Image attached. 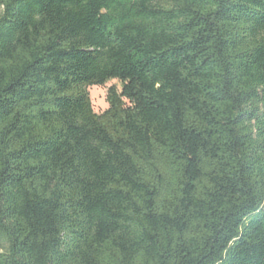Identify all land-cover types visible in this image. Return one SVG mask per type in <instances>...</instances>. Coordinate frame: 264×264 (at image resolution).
<instances>
[{"label": "trees", "instance_id": "obj_1", "mask_svg": "<svg viewBox=\"0 0 264 264\" xmlns=\"http://www.w3.org/2000/svg\"><path fill=\"white\" fill-rule=\"evenodd\" d=\"M0 264H264V0H0Z\"/></svg>", "mask_w": 264, "mask_h": 264}, {"label": "rangeland", "instance_id": "obj_2", "mask_svg": "<svg viewBox=\"0 0 264 264\" xmlns=\"http://www.w3.org/2000/svg\"><path fill=\"white\" fill-rule=\"evenodd\" d=\"M111 85H116L117 87H119L120 82L114 79V80L108 81L103 86H90L87 88L89 95H90L93 110L96 113H100L107 108L108 104L106 101V91H107V88Z\"/></svg>", "mask_w": 264, "mask_h": 264}]
</instances>
